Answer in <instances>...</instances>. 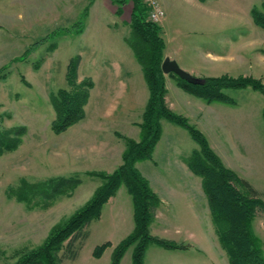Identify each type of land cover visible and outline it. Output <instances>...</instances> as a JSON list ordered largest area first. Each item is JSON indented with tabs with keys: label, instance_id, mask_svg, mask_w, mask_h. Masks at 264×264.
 Returning <instances> with one entry per match:
<instances>
[{
	"label": "rangeland",
	"instance_id": "rangeland-1",
	"mask_svg": "<svg viewBox=\"0 0 264 264\" xmlns=\"http://www.w3.org/2000/svg\"><path fill=\"white\" fill-rule=\"evenodd\" d=\"M64 1L57 2V16L43 17L35 30L18 19L17 1H10L7 15L0 9V144L13 140L15 134L10 130L25 127L18 135V147L0 155V264L14 261L22 251L37 248L55 225L64 222L89 200L102 182V177L96 173L112 172L105 170L103 167L107 166L102 163L119 155V142L125 150V137L133 138L124 133L133 134L128 124L120 121L136 120L144 112L139 105L129 110L130 92L125 91L127 85L140 87L144 75L128 43L132 35L130 24L122 18H115L113 22V15L106 13L100 15L101 22H107L112 31L92 20L83 34L66 35L65 30H71L66 26L78 20L76 13L87 1L74 0L73 4ZM202 2L158 1L165 11L158 23L164 24L168 49L179 55L176 59L179 65L183 69L196 68L200 73L189 72L198 77L226 74L254 77L264 82V28L254 22L252 15L253 8L264 12V3L260 0ZM229 3L234 9L228 7ZM78 21L75 25L80 27ZM57 26L59 28L52 31ZM76 26L73 29L76 30ZM53 33L61 36L51 37ZM121 40L129 45L126 47L131 51L133 63L126 59L120 65L109 63L113 59L108 57V50ZM93 41L99 46L93 45ZM92 47H96L94 54ZM77 56V81L91 79L97 86L92 96L90 91L83 121L56 133L52 128L56 118L52 96L60 88H69L68 64ZM109 75L113 79H107ZM167 75L171 82L169 73ZM223 91L238 103L239 108L233 107L235 113L215 110L213 105L199 108L184 100L179 101L176 112H182L190 123L203 131L225 164L239 172L250 173L256 169L252 157L257 156L264 176V94L251 86L228 87ZM142 97L148 99V93L139 95L138 99ZM201 101L208 103L203 98ZM215 103L232 106L221 101L212 104ZM161 124L158 147L152 158L137 161V168L155 187L192 185V182L202 185L201 177L194 174L187 163L199 144L183 126L166 118L161 119ZM77 179L80 182L75 186ZM121 187L127 191L124 183ZM193 209L189 199L169 203L164 210L169 230L173 231L171 222H174L185 234L208 232L204 221L206 208L202 209V225L197 218L194 220ZM106 215L93 226L92 236L84 245L82 239L76 242L78 249L83 245L79 258L72 262L62 248L58 252L59 264L111 263V256L107 263L105 257L99 259L93 254L102 239L120 237L116 233L119 221ZM262 215L263 209L254 220V229L264 251ZM209 219L211 221L210 213Z\"/></svg>",
	"mask_w": 264,
	"mask_h": 264
},
{
	"label": "trees",
	"instance_id": "trees-1",
	"mask_svg": "<svg viewBox=\"0 0 264 264\" xmlns=\"http://www.w3.org/2000/svg\"><path fill=\"white\" fill-rule=\"evenodd\" d=\"M111 1L118 5V13L122 14V6L127 0ZM131 1L133 6L129 24L132 35L128 38V43L142 66L149 88V98L142 120L139 122L141 137L139 140L125 137L126 148L122 155V163L111 173H96L102 177V182L92 197L64 222L55 225L41 245L22 251L12 262L1 264H59L58 252L62 248L71 259H75L79 253L76 242L87 238L91 222L101 216L104 204L117 193L123 183L132 196L135 226L132 232L114 247L110 264H120L126 250L131 246L133 264H145V253L150 243L154 242L166 248L185 246L151 233L150 226L161 200L152 189L149 180L136 166L137 161L152 158L157 142L162 136L163 118L186 128L199 144V149L193 151L187 163L202 179L215 231L221 246L227 252L229 264H264L262 240L254 229L256 213L259 209H264L261 192L224 163L203 131L190 123L185 115L169 107L166 101L167 75L162 69L166 48L163 26L150 19V5L147 2ZM88 8L87 6L78 21L81 26ZM252 15L254 22L264 28V12L253 8ZM81 26H76L75 32L81 30ZM56 35L58 34L53 33L51 37ZM78 64V56L70 60L67 73L69 88H60L52 96L56 110L52 128L56 133L67 130L86 115L85 106L94 83L91 79L77 81ZM169 75L175 77L183 89L208 103L214 101L235 103V100L223 91L228 87L251 86L264 94V82L254 77H232L223 74L205 77V83L194 84L173 72ZM11 131L15 134L13 140L0 144V155L6 150L18 147L20 142L18 135L25 131V127L14 128ZM79 182L77 179L75 186ZM109 245V241L97 245L93 251L94 256L100 257Z\"/></svg>",
	"mask_w": 264,
	"mask_h": 264
},
{
	"label": "crops",
	"instance_id": "crops-1",
	"mask_svg": "<svg viewBox=\"0 0 264 264\" xmlns=\"http://www.w3.org/2000/svg\"><path fill=\"white\" fill-rule=\"evenodd\" d=\"M10 1H17V15L18 19L23 24H29L32 26L31 30L37 29L36 26H39L41 24L43 17H50L54 18L57 16L56 14V8H57V2L59 0H0V9L4 11V14H9L10 10ZM44 1H48V3H45ZM86 5L78 10L76 14L79 15L78 20L83 15L86 7L90 2H92L88 8L87 14L83 19V24L81 26V30L78 32H75V29L73 27L75 26V23H72L71 26H66L67 29L71 30H65L66 35L69 33H73L74 35H80L83 34L92 20H95L96 22L100 23L101 18L100 15H104L106 13H110L113 15V18L111 19L113 22H115V18H122L124 22L130 23L131 20V13H132V6L133 3L131 1L127 0L125 4L122 6V14L118 13V5L111 0H86ZM159 2L162 0H158ZM201 1V0H200ZM212 1H220V0H205L202 3H210ZM262 3H264V0H260ZM69 2L68 4H73L74 0H65L64 3ZM73 2V3H72ZM161 4V3H160ZM99 5L100 7H97ZM68 6V5H67ZM162 6V5H161ZM232 3L228 4V7L230 9H234L232 7ZM65 9L67 7L65 6ZM56 15V16H54ZM97 18H93V17ZM51 20V19H50ZM108 21V20H106ZM55 23V22H54ZM104 26H106L108 29L112 31V28L108 27L107 22L104 20L101 22ZM161 25L164 24L161 22ZM65 27V28H66ZM164 27V26H163ZM59 28L58 26L52 29L54 31L55 29ZM75 28V27H74ZM164 29V28H163ZM51 31V32H52ZM61 36V35H59ZM59 36H54V38H57ZM91 41V40H90ZM93 45L99 46L98 43L95 41L91 42ZM129 46L127 43L124 44L122 40L115 44L114 47H110V50H108V57H111L113 61H109V63L120 65L123 63V59L128 60L129 62H132V55H130L131 51L128 49ZM96 47H92V54H94ZM83 56V55H82ZM135 56V55H134ZM165 56H169L170 58L178 59V54H173V52H170L168 49V41H166V48H165ZM80 57V56H79ZM136 58V57H135ZM81 59V58H80ZM110 60V58H108ZM137 60V59H136ZM187 69V71H190L191 73L197 74L200 73V71L197 72L196 68L191 67L190 68H184ZM142 75V74H141ZM167 75V74H166ZM107 79H113L111 78V75ZM129 79V77H128ZM171 82H169L168 75L166 77V83H167V94H166V101L167 104L171 109L174 111H179L178 103L181 100H184L192 106H196L199 108H204L203 106H212L215 108V110H225L229 112H234L233 107L239 108L238 103L235 101V103H232V106L227 107L221 104L224 103H206L204 101H201L200 97H197L185 89H183L177 79L175 77L170 76ZM109 83V82H107ZM140 87L137 88V86L128 87L127 83H125V91L129 89L130 92V98H129V110L131 108L136 107L137 105L142 106L143 110L147 104L148 99H138V96H144L145 93H148L149 98V88L147 85V82L145 83L144 75L142 76V81L140 82ZM111 84V83H110ZM106 85V84H105ZM104 85L105 88H107ZM112 85V84H111ZM96 83H94L93 87L91 88V96L92 91L96 89ZM228 104V103H226ZM230 104V103H229ZM220 108V109H219ZM231 108V109H229ZM142 110V112H143ZM182 113V112H181ZM188 114V112H184V114ZM87 115V113H86ZM142 115V114H141ZM189 115V114H188ZM200 116V114H199ZM142 116L140 118L137 117L136 120H123L120 122H125L126 125L128 124L129 129L132 130L133 134H127V132H124L126 135L131 136L135 139H139L141 128L138 125V122L141 120ZM84 119V118H83ZM83 119L81 121H83ZM219 126V125H217ZM222 127V126H221ZM217 128V127H216ZM163 129V128H162ZM218 133V132H217ZM161 139V138H160ZM159 139V140H160ZM210 142V141H209ZM245 142V137H244ZM160 142H157V145L155 149L158 147ZM121 145L119 149V155L115 156V159L108 158L105 163H102L103 165L107 167H103L107 171H113L116 167H118L122 163V153L124 150V145L122 143H118ZM212 146V145H211ZM213 147V146H212ZM111 148V147H109ZM214 149V147H213ZM110 151V149H109ZM257 156L252 157V162L255 163L256 169L253 170L250 173L234 169L233 166H229L230 168L234 169L239 176H241L244 179H247L256 189H258L261 192V195L264 200V181L262 180L264 176H262L260 172V164L257 159ZM114 163V164H113ZM110 167V168H109ZM102 168V169H103ZM259 168V169H258ZM109 169V170H108ZM190 169V168H189ZM191 170V169H190ZM193 172V171H192ZM194 173V172H193ZM195 174V173H194ZM198 176V175H197ZM147 177V176H146ZM200 177V176H199ZM147 179L150 182V185L152 189L158 194L161 203L156 208V216L153 222L151 223L150 230L151 233L155 236H159L162 238H166L169 240H173L177 243L184 244L185 246L180 248H166L163 247L157 243H150L147 247L146 253H145V264H229V258L227 255V252L223 247L221 246L218 236L212 221V216L210 212V207L208 203V197L203 189V185H196L195 182H192V185H167L163 187H155L150 179L147 177ZM202 186V187H201ZM95 191V190H94ZM94 193V192H93ZM93 195V194H92ZM91 195V197H92ZM90 197V198H91ZM89 198V199H90ZM180 199H189L191 201L193 209V216L194 220L196 218L198 219L199 223L202 225V209L206 208L205 213V223L207 224L209 231L208 232H199L198 234L195 232H187L186 234L183 231V228L174 223L171 222L173 225V231H170L168 227L169 220H167L168 216L164 212L165 208L169 205V203H173L174 201H179ZM88 201V200H86ZM85 201V202H86ZM172 201V202H171ZM84 202V203H85ZM262 209H259L256 213V217L259 213V211ZM264 211V209H263ZM210 218L209 219V213ZM107 214V215H106ZM112 217L114 221H119V226L117 227V233L118 236H120L117 240H112L111 238L102 239V244L106 241L110 242V245L104 250V253L100 256L99 259L102 257H105L107 263L109 261L110 256L112 257V253L114 250V247L122 240L124 239L128 234L132 232L135 226L134 222V208H133V200L131 194L127 191H124L122 187L119 188L117 193L110 197V199L104 204L102 208L101 216L93 220L89 226V233L87 238L84 240L83 245L85 242L92 236L93 232V226L96 225L97 222H101L104 219V216ZM166 217V219H164ZM255 217V218H256ZM260 219V222L263 221L264 215H262ZM118 218V219H117ZM117 219V220H116ZM255 220V219H254ZM125 223V226H122V224ZM124 225V224H123ZM167 233V234H166ZM170 233V234H169ZM116 235V234H115ZM79 249V253L75 259H72V262L74 260H77L80 256L82 247ZM96 245V246H97ZM95 246V247H96ZM94 247V249H95ZM93 249V251H94ZM132 253H133V247H129L125 254L123 255L120 264H133L132 260ZM72 264V263H71Z\"/></svg>",
	"mask_w": 264,
	"mask_h": 264
},
{
	"label": "water",
	"instance_id": "water-1",
	"mask_svg": "<svg viewBox=\"0 0 264 264\" xmlns=\"http://www.w3.org/2000/svg\"><path fill=\"white\" fill-rule=\"evenodd\" d=\"M162 69L164 73L167 74L173 72L190 83L203 84L206 82L205 78L191 74L189 71L183 69L176 59L170 58L169 56L164 58L162 62Z\"/></svg>",
	"mask_w": 264,
	"mask_h": 264
},
{
	"label": "built area",
	"instance_id": "built-area-1",
	"mask_svg": "<svg viewBox=\"0 0 264 264\" xmlns=\"http://www.w3.org/2000/svg\"><path fill=\"white\" fill-rule=\"evenodd\" d=\"M151 7L150 11V19L159 22L160 19L164 16L165 11L163 8L160 6L158 1L156 0H145Z\"/></svg>",
	"mask_w": 264,
	"mask_h": 264
}]
</instances>
